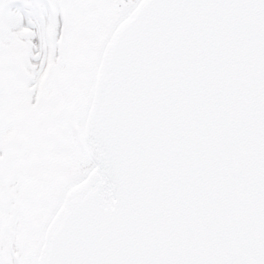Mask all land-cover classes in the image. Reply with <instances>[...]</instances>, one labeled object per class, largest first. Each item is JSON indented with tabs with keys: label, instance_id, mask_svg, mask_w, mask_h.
<instances>
[{
	"label": "snow or ice",
	"instance_id": "1",
	"mask_svg": "<svg viewBox=\"0 0 264 264\" xmlns=\"http://www.w3.org/2000/svg\"><path fill=\"white\" fill-rule=\"evenodd\" d=\"M0 264H264V0H0Z\"/></svg>",
	"mask_w": 264,
	"mask_h": 264
}]
</instances>
